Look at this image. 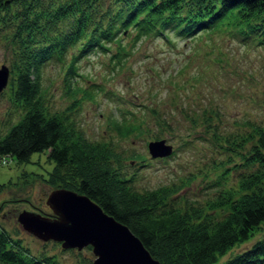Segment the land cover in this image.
<instances>
[{
  "label": "trees",
  "instance_id": "16d2710c",
  "mask_svg": "<svg viewBox=\"0 0 264 264\" xmlns=\"http://www.w3.org/2000/svg\"><path fill=\"white\" fill-rule=\"evenodd\" d=\"M0 11L15 29L11 99L22 110L0 132V159L18 162L44 151L53 160L49 170L20 174L85 192L125 222L165 264H264V233L219 260L264 222V123L247 120L249 129L226 138L230 148L246 144L235 149L243 166L237 186L221 188L205 205L177 201L173 183L134 187L120 168V152L108 141L89 138L72 120L48 109L41 78L49 60L63 61L68 53L63 80L72 91L80 58L108 50L114 41L119 44L115 53H125L120 42L126 31H133L135 42L151 31L172 28L192 36L218 22L237 21L264 41V0H0ZM110 120L121 134L133 130L121 118ZM215 208L221 213L216 215ZM0 264L56 263L52 254L30 251L0 225Z\"/></svg>",
  "mask_w": 264,
  "mask_h": 264
},
{
  "label": "rangeland",
  "instance_id": "374dc122",
  "mask_svg": "<svg viewBox=\"0 0 264 264\" xmlns=\"http://www.w3.org/2000/svg\"><path fill=\"white\" fill-rule=\"evenodd\" d=\"M12 26L9 17L0 15V63L8 67L0 89V132L22 111L11 99V63L17 60ZM133 40V31H126L120 42L125 53H115L119 44L114 41L108 50L82 56L73 92L63 80L69 54L63 61L49 60L41 77L45 105L72 120L89 138L108 141L119 151L120 168L134 187L173 183L177 201L186 198L205 205L221 188L237 186L243 168L235 149L246 144L230 148L226 138L235 139L234 133L249 129L247 120L264 123V41L237 21L218 22L192 36L167 28ZM112 116L133 124V130L119 133ZM158 136L171 143L169 153H149L147 141ZM2 159L0 183L11 181L0 186V225L30 251L52 254L56 264H90V243L62 246L60 240L38 237L16 217L22 208L52 215L45 196L53 186L20 171L45 172L53 160L44 151H33L30 159L18 162ZM214 211L218 215L222 209ZM263 233L264 222L219 260Z\"/></svg>",
  "mask_w": 264,
  "mask_h": 264
},
{
  "label": "water",
  "instance_id": "95a60500",
  "mask_svg": "<svg viewBox=\"0 0 264 264\" xmlns=\"http://www.w3.org/2000/svg\"><path fill=\"white\" fill-rule=\"evenodd\" d=\"M8 67L0 63V89L6 83ZM151 155H165L172 149L164 137L147 141ZM45 201L52 215L22 208L21 225L43 239L60 240L62 246L77 248L90 243L91 264H165L153 256L129 226L104 210L88 194L67 186H53Z\"/></svg>",
  "mask_w": 264,
  "mask_h": 264
},
{
  "label": "built area",
  "instance_id": "2783aa9c",
  "mask_svg": "<svg viewBox=\"0 0 264 264\" xmlns=\"http://www.w3.org/2000/svg\"><path fill=\"white\" fill-rule=\"evenodd\" d=\"M5 160V156L2 157Z\"/></svg>",
  "mask_w": 264,
  "mask_h": 264
}]
</instances>
